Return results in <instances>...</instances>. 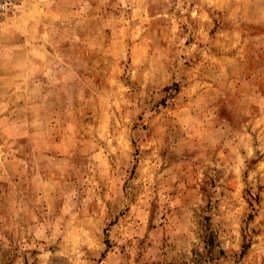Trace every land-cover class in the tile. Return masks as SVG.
I'll return each instance as SVG.
<instances>
[{
	"label": "rangeland",
	"instance_id": "obj_1",
	"mask_svg": "<svg viewBox=\"0 0 264 264\" xmlns=\"http://www.w3.org/2000/svg\"><path fill=\"white\" fill-rule=\"evenodd\" d=\"M0 264H264V0H0Z\"/></svg>",
	"mask_w": 264,
	"mask_h": 264
}]
</instances>
